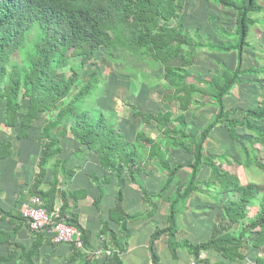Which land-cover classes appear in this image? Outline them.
I'll return each mask as SVG.
<instances>
[{"label": "trees", "instance_id": "obj_1", "mask_svg": "<svg viewBox=\"0 0 264 264\" xmlns=\"http://www.w3.org/2000/svg\"><path fill=\"white\" fill-rule=\"evenodd\" d=\"M207 1L236 11L233 33L219 25L233 41L213 43L205 41L199 30L191 32L186 25V0H0V101H6L7 125L13 128L22 98L29 100L19 135L40 119L41 112L49 115L40 137L44 145L40 161L43 178L38 183L45 178L42 173L49 159L61 149L60 138L68 133L97 152L102 164L113 170L117 178L127 172L144 193L146 190L139 178L144 164L148 160L158 163L167 180L156 196L151 195V203L152 199L162 198L167 193L180 169L190 171L183 188L172 196H164L169 203L168 225L157 228L151 236L154 264H160L156 243L161 238L167 240L175 257L178 250L187 249L194 256L195 264H243L245 260L264 264V182H243L232 168L238 163L247 170L255 168L264 172V100L238 111L228 109L225 103L243 75L264 76V53L257 57L263 65L249 69L243 65L245 49H256L248 36L252 25L264 24V17H254L264 13V5L261 0ZM204 48L211 52L238 51L237 67L225 68L212 77L198 75L190 67L195 62L196 52ZM99 52L111 59L130 58L126 65L131 74H139L147 85H151L152 70L163 69V86L167 90L164 99L176 100L184 111L199 110L209 104L218 109L197 137L188 128L184 114L173 117V113L167 111L156 115L131 104L134 116L147 122L156 120L166 136V145L190 154L191 163L173 165L162 145L144 132H140L134 142L129 141L113 122L115 115L110 116L96 106L105 88L102 87L103 71L95 60ZM179 56L183 64L173 65ZM92 61L95 69L85 80L86 67ZM217 126L229 129L237 143L236 156L229 153L212 156L206 152L207 140ZM11 152V147H0V157ZM205 165L211 174L202 189L199 175ZM39 187L37 193L52 208L56 186L48 192L40 191ZM195 193H205L215 204L221 202V196L229 195L222 215L218 216L221 228L216 229L208 241L198 244L187 239L180 224V217L188 210L189 200ZM117 199L112 215L121 222L126 235L128 221L138 216L125 214L121 191ZM251 208L255 210L253 216ZM156 211L152 206L151 215ZM63 218L82 232L86 247L85 231ZM109 232L116 240L107 229L106 233ZM116 244L120 246L119 242ZM249 248L257 251L253 259L246 255ZM209 249L219 252L223 259L212 263L202 257ZM87 256L86 253L82 256L84 264H92L95 257ZM24 257L27 264H33L32 253Z\"/></svg>", "mask_w": 264, "mask_h": 264}, {"label": "crops", "instance_id": "obj_2", "mask_svg": "<svg viewBox=\"0 0 264 264\" xmlns=\"http://www.w3.org/2000/svg\"><path fill=\"white\" fill-rule=\"evenodd\" d=\"M184 12L189 30L191 32L199 30L205 41L211 40L213 43L233 41V38L228 37L222 29H226L229 33L235 31L236 11L220 7L207 0H186ZM219 25L223 28H219ZM255 26L259 41L264 44V24ZM255 50L250 47L245 49L243 65L247 69L258 64L257 57L253 55ZM183 62L182 56H179L172 64L181 66ZM237 65L238 51L211 52L208 48H204L196 52L195 62L190 69L203 77H212L223 72L225 68L235 69ZM105 69L108 67L105 68L104 65L102 71L107 75L103 80L104 93L97 99L96 106L101 107L110 116H117V120L115 117H112V120L129 141L134 142L137 135L144 132L162 145L173 165L191 163L190 154L166 145V136L158 127L156 120L147 122L141 117L134 116L131 106L156 115L167 111L172 112L173 117L184 114L188 128L197 137L209 120L217 114L218 109L209 104L199 110L184 111L176 100H165L164 94L167 90L163 86V69L152 70L151 85L145 84L139 74L130 76L111 72L108 76L109 71ZM263 78L264 76L257 78L248 73L243 75L242 81L236 84L232 93L225 98L227 108L238 111L263 101ZM121 93L127 96L126 103L131 112L127 117L122 114V110L120 111L122 106L118 104ZM21 103L22 107L17 114L15 127L12 128L7 125L6 101H0V147L12 148L10 155L0 157V258L2 259L0 264H27L24 255L31 253L33 264H84L82 258L84 253L88 254L87 257H95L92 264H154L150 250L151 236L157 228L168 225L169 203L164 196H172L179 188H183L190 171L186 168L180 169L167 193L162 198L152 199L151 203V195L156 196L167 180V175L158 163L148 160L144 164L146 166L139 176L146 190L144 193L127 172L120 179L117 178L113 170L102 164L97 152L91 151L74 134L68 133L60 138L61 149L49 159L42 173L45 178L38 183V180L43 178L40 161L44 145L40 137L43 126L49 121V115L41 112L40 119L24 134L19 135L30 102L22 98ZM236 145L229 129L225 126H217L207 140L205 150L212 156L231 154L233 150L237 154ZM210 174V168L205 165L199 175L202 189L206 187L205 183L208 182ZM38 186L40 191L45 192L56 186L52 208L37 193ZM119 191L122 194L125 214L138 216L128 221L126 235L122 230L121 222L112 215V210L117 207ZM228 196H221V202L218 204L209 200L205 193H195L190 198L188 210L180 217L182 231L187 239L194 244L205 242L212 237L216 229L221 228H219L218 216L222 215L223 204ZM35 197H38L42 206L47 209L55 208L60 213L62 211L64 217L85 231L87 250L95 253L100 249L102 251L116 249L118 253L112 256L106 252L89 254L73 247L70 243L54 242L52 231L34 232L29 223L23 219L22 208L26 205H37L33 202ZM152 206L157 208L153 215H151ZM107 229L112 231L116 240H113L110 232L106 233ZM117 242L120 246L124 245L117 246ZM156 251L160 257V264H195L194 256L187 249L178 250L175 257L164 238L156 243ZM246 255L248 256L247 253ZM202 257L210 259L212 263L223 259L214 249L203 252ZM245 261L243 264H250L248 260Z\"/></svg>", "mask_w": 264, "mask_h": 264}, {"label": "rangeland", "instance_id": "obj_3", "mask_svg": "<svg viewBox=\"0 0 264 264\" xmlns=\"http://www.w3.org/2000/svg\"><path fill=\"white\" fill-rule=\"evenodd\" d=\"M261 1H262L263 5H264V0H261ZM254 17H264V13L263 14L257 13L256 15H254ZM261 24L262 23H257L258 26H260ZM255 25H252L251 28H250V33H249L250 35H249L248 41L252 45H254L256 47L255 54H253L255 56V58H256L258 56L261 57V55L264 53V44L259 41V38L257 36V29H256ZM95 60L98 62V66H97L98 68H102L103 69L104 65H105V68L108 67V69H105L106 71H109L108 76H109V74L111 72L118 73V74L125 73L126 75H130V76L133 75V74H131V71L129 70L130 68L126 65V63H128L130 58H126V59H124V58L111 59L110 56H107L104 52H99L98 55L96 56ZM258 65H263V62L259 63V61H258L257 66ZM94 69H95V65L93 64V61H92L86 67V70H85V74L86 75H85V77H84V74H83V77L85 78V80H87L89 78L90 73ZM152 75H153V73H151V76ZM105 77H107V75H106V72L103 71L102 72V79H104ZM103 86L105 87V83L104 82L102 83V87ZM118 99H119V102H120L118 104L122 106L120 111L122 110V112H123L122 114L127 117L128 115L131 114V112H129L128 103H126V102H128L127 96L125 94L121 93V96H119ZM231 154L233 156H236L235 150H233L231 152ZM232 168H233L234 171H236L241 176V179L243 180V182H246V181L264 182V172H260V171L256 170L255 168H252L251 170H247L243 166L238 165V163H237L236 166H235V164H233ZM253 210H254L253 208L250 209L251 216L254 215V211L255 210L254 211ZM246 253L248 254L250 259H253L257 255V251L255 249H253V248H251V251H249V249H248V251H246Z\"/></svg>", "mask_w": 264, "mask_h": 264}, {"label": "built area", "instance_id": "obj_4", "mask_svg": "<svg viewBox=\"0 0 264 264\" xmlns=\"http://www.w3.org/2000/svg\"><path fill=\"white\" fill-rule=\"evenodd\" d=\"M34 202L40 203V200L34 199ZM23 215L29 219L32 229H51L54 232V241H69L75 243L78 247H83L82 232L67 223L58 209L49 212L39 205H26L23 208ZM114 252L111 249H107L108 254H113Z\"/></svg>", "mask_w": 264, "mask_h": 264}, {"label": "bare ground", "instance_id": "obj_5", "mask_svg": "<svg viewBox=\"0 0 264 264\" xmlns=\"http://www.w3.org/2000/svg\"><path fill=\"white\" fill-rule=\"evenodd\" d=\"M34 199H39L38 197H35ZM34 199H33V202H34ZM40 200V199H39ZM35 204H37V205H39V206H42V204H41V200H40V203H36V202H34ZM31 206H35V205H31ZM25 207V206H24ZM23 207V208H24ZM42 207H44V206H42ZM23 208H22V216H23V218L29 223V225H30V228L32 229V227H31V223H30V221H29V219H27L24 215H23ZM47 211H49V212H51L50 210H48L46 207H44ZM54 210H56V209H54ZM54 210H52V211H54ZM74 226V225H73ZM77 228V227H76ZM47 230H49V231H52L51 229H48V228H46ZM78 229V228H77ZM34 232H36V231H40V230H45V229H40V230H34V229H32ZM52 233H53V237H52V239H53V241H54V232L52 231ZM54 242H57V241H54ZM60 242H67V243H70V244H75V243H73V242H69V241H60ZM59 243V242H58ZM76 245V244H75ZM76 247H78L77 245H76ZM78 248H81L82 250H84V251H86L87 253H89V254H102V253H107V249L105 250V251H102V249H100V250H98V251H101V252H91V251H89V250H87L86 249V247H85V245H83V247H78ZM111 250H113V251H115L113 254H108L109 256H112V255H114L115 253H118V251L116 250V249H111Z\"/></svg>", "mask_w": 264, "mask_h": 264}]
</instances>
